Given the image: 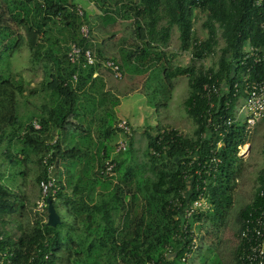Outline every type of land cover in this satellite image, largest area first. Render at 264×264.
I'll return each instance as SVG.
<instances>
[{"label": "trees", "instance_id": "16d2710c", "mask_svg": "<svg viewBox=\"0 0 264 264\" xmlns=\"http://www.w3.org/2000/svg\"><path fill=\"white\" fill-rule=\"evenodd\" d=\"M81 1L91 2L102 17L113 13L119 18L113 20V34L116 26H123V32L135 26L127 36L143 46L133 43L127 49L106 50L102 47L104 29L93 27L83 6L82 16L75 12ZM201 15L204 38L195 26ZM160 21L164 24L157 29ZM83 23L89 27V38L79 32ZM173 27L178 30L179 49L188 50L191 61L183 66L166 59L158 65L165 55L159 46L168 44ZM218 30L223 43L215 63L205 66L203 60L216 52ZM71 43L90 49L94 64H87L83 54L71 63L67 56ZM246 43L264 45V9L254 0H0V61L25 47L28 70L41 76L34 86L22 71L0 69V250L10 251L15 264H23L33 254L30 264H186L194 253L203 264H224L215 243L202 250L205 242L200 231L206 226L218 245L231 229L234 246L229 264H249L245 257L248 242L240 233L246 219L264 208V168L258 172L251 200L232 216L233 191L245 167L238 145L246 143L254 128L248 131L243 123L227 126L223 122L233 117L236 99L245 96L243 75L249 82L264 80V62L249 72L250 61L242 63ZM106 59L119 65L121 78L103 65ZM150 68L155 78H188L190 90L184 106L194 129L189 134L167 125L144 127L147 163L139 168L133 161L124 164L131 157L110 159L109 139L123 131L117 127L122 119L114 115L117 94L122 92L116 81L125 71L138 74ZM214 81L231 91L237 82L236 97L231 92L224 94L214 98L210 107L201 91L203 83ZM210 115L214 125L207 127ZM221 131L223 136L218 134ZM125 133L131 140L130 149L131 133ZM220 140L224 145L217 152ZM12 158L26 168L25 178L29 164L37 166L33 184L38 199H50L59 213L55 227L46 224L47 201L43 213L35 210V200L23 189L25 178L21 188L15 186L22 190L15 193L2 182V168ZM106 161L113 163L111 175L105 172ZM209 165L214 168L208 174ZM145 169L151 174L146 175ZM196 170H201V178ZM48 177L54 178L55 192L49 189L42 196L39 182ZM188 177L200 186L206 180L207 205L184 221V207L197 196L192 190L181 198ZM219 185L223 200L216 190ZM177 197L179 207L173 205ZM15 199L22 205L16 220L8 217L17 212ZM59 207L65 208L68 220ZM8 224L14 227L7 231L9 235L3 231ZM194 236L196 247L192 249ZM185 253L190 255L182 260Z\"/></svg>", "mask_w": 264, "mask_h": 264}, {"label": "rangeland", "instance_id": "374dc122", "mask_svg": "<svg viewBox=\"0 0 264 264\" xmlns=\"http://www.w3.org/2000/svg\"><path fill=\"white\" fill-rule=\"evenodd\" d=\"M86 3H83V6ZM204 15H201L198 27V34L201 38L206 36V31L200 28L201 22L203 21ZM218 43L216 47V52H214L211 56H207L203 63L205 66L213 65L216 61V58L219 54V47L222 45L223 40L220 37V31L217 32ZM177 30L174 29L173 37H176ZM177 51L176 45H172V47L168 51ZM179 52L174 56L171 60V64L174 65H187L191 61L190 53L188 50L183 51L178 49ZM28 50L25 47L20 48L14 54H11L10 57L6 55L3 56L0 61V69L6 70L9 69L11 71H22L25 79L30 82L31 85H37L40 80V72L36 76L31 73L27 67L28 63ZM198 64V63H197ZM140 74H134L131 71H125L122 80L118 83L122 92L119 93V104L114 109L115 118H121L124 120H128L132 128L131 137H132V148L129 149V145L131 140L128 138V135L124 131H118L114 135H112L109 139L110 144H112V151L110 159H120L122 157H131L130 159H125L124 164H127L133 161L134 165L139 168L147 163V158L144 155V149L146 146V138L140 128L142 126H151L155 127L157 124L160 125H170L176 126L180 131L186 133H192L194 129V123L192 117L186 112L184 101L189 94V85L188 79L185 76H177L172 78L171 80L160 79L159 77L151 78L150 80H146L145 83L140 81ZM119 83L123 84V89L119 85ZM171 85V86H170ZM132 86H140L141 90H130L133 88ZM130 88V89H129ZM125 90V91H123ZM38 99L34 100V103H38ZM23 110V109H22ZM245 116V110H242L239 113L236 124L239 125ZM127 121V122H128ZM141 125V126H140ZM126 140L128 143V150L123 151L122 153H118L115 151V145L119 141ZM250 145L249 153L242 157L245 162V167L243 169V173L241 176L237 178V185L235 186V190L233 191V204L231 209V214L234 216L237 209L242 207L244 204L248 203L252 195L254 193V189L257 184V176L258 172L264 168V124L257 123L254 129L250 132L248 140L246 141ZM15 160V161H14ZM15 163V166L12 165ZM11 171L10 176L3 179L2 182L5 183L10 189H14L12 192L18 191L24 181L25 175L27 171H25V167H21L20 162H16L15 158L11 159ZM147 165V164H146ZM21 169L22 172H20ZM8 172V171H7ZM145 174L150 175L151 173L145 169ZM115 175V174H114ZM26 179L27 195L29 198L36 200L33 198V191L36 186L33 184V177L31 176V171H29ZM115 181V180H114ZM22 183V184H21ZM19 185L20 188H16L15 186ZM221 185L217 187L218 196L223 200V195L221 194L222 189ZM22 190V189H20ZM38 192V190H37ZM36 192V193H37ZM12 198V196H11ZM30 199V200H31ZM16 200L15 207L17 208V212L14 215H10L8 217L16 220L19 216V210H21V201ZM206 202L204 203V207L206 206ZM5 211H8L5 209ZM60 213L68 220V214L66 213L65 208L59 207ZM1 215V213H0ZM13 221V220H12ZM9 232L14 230L12 224H8ZM208 228L203 226L200 235H202L203 241L205 242L202 250H205V245H210L215 243L219 246L222 251V258L224 260V264H229L232 259V249L234 246V238L231 233V229H227L223 235L222 242L218 245L216 239L211 233L207 232ZM200 245V244H199ZM199 247V246H198ZM186 264H203L199 259L197 253L193 254V258L188 260Z\"/></svg>", "mask_w": 264, "mask_h": 264}, {"label": "built area", "instance_id": "2783aa9c", "mask_svg": "<svg viewBox=\"0 0 264 264\" xmlns=\"http://www.w3.org/2000/svg\"><path fill=\"white\" fill-rule=\"evenodd\" d=\"M254 4L257 7L264 9V0H254ZM75 12L82 16L83 10L80 5L75 8ZM79 32L83 37L89 38V27L87 24L83 23L80 25ZM84 55L87 64H94L96 61L90 49H83L80 45L76 43H71L70 48L67 52L68 59L71 63H75L80 59L81 55ZM213 53L210 54V56ZM242 63L246 61H250V67L247 68V72H249L250 68L260 62H264V45L263 46H254L252 44L246 43L242 48ZM103 65L107 68H110L114 74V77L121 78L122 74L119 68V65L116 64L111 59H106ZM209 77H211L209 75ZM243 80L245 82V96H240L234 102L233 107V117H227L223 120L224 124L229 126L235 122H237L239 113L242 110H245V116L241 123L245 125V129L250 131L253 129L257 123L264 124V80H254L247 81V75H243ZM233 88L235 91H231L228 87L223 85H218L216 81L214 82H205L202 85L201 96L206 98L210 107L214 106V98L219 99L224 94H228L231 92L232 97H236L238 92V84L234 83ZM230 99L226 102V109L228 108V103ZM218 111V110H216ZM220 118L222 116L220 115ZM207 127L213 126L212 116H208L206 121ZM35 127H39V125L35 124ZM117 127L128 134L132 132V128L126 123L125 120H119L117 123ZM217 128H214V131ZM210 133V131H209ZM220 136H223V132L218 133ZM127 141L122 140L119 141L116 145V151H125L127 149ZM224 142L222 140L218 141L217 148L215 151L219 152L223 147ZM250 145L248 143L239 144L238 145V154L242 157L249 153ZM152 154L158 155L159 153L156 150H152ZM212 161L217 162L218 160L213 158ZM105 172L109 175L112 174L113 163L106 161ZM216 165V163L214 164ZM202 169L206 168V166H202ZM214 166L209 165L208 170L206 171L208 174L212 171ZM196 173L201 178V170H196ZM186 178V177H185ZM203 185L193 184V177H188L186 181L185 187L180 191L181 198L185 199L187 194L192 192V190L196 191V198L190 200L184 207L182 216L183 220H188L192 216V214L196 213L197 210L204 208V203L206 202V198L204 197L203 190L206 188L205 183L206 180L203 179ZM195 185V186H194ZM39 186L41 188L42 196H46L48 194V190L52 189L54 186V178L48 177L46 180L42 179L39 182ZM53 193L55 192L52 189ZM261 194H264V190L261 191ZM181 203L179 202L178 197L174 199L173 205L179 207ZM46 205V201L44 198H39L36 201L35 210L39 213L44 212V208ZM183 228L186 229V222L183 224ZM195 235V234H194ZM241 239H246L248 242V251L246 254V259L249 264H264V208H262L257 215L252 217L251 219H246L245 226L240 233ZM196 237L194 236V240L191 248L194 249L196 247ZM11 252L8 250H0V264H15L11 259ZM190 253H185V256L182 260H185ZM33 256L29 257L26 262L23 264H30ZM149 264H153L150 262Z\"/></svg>", "mask_w": 264, "mask_h": 264}, {"label": "crops", "instance_id": "0c3cea01", "mask_svg": "<svg viewBox=\"0 0 264 264\" xmlns=\"http://www.w3.org/2000/svg\"><path fill=\"white\" fill-rule=\"evenodd\" d=\"M86 3V5L83 6V3ZM81 6H83L84 8L87 9V11L89 12V15H90V20L93 24V27H101L102 29H104L106 35H105V41H103V45L102 47H105L106 50H109V51H112V50H118V49H127L129 47V45L133 46L134 47V44L133 43H137L140 45V47L143 46V43L142 42H139V41H135L133 38L131 39L130 37H128V32L129 34L131 33V31L135 29V26H132L131 27V31L128 29L126 31L123 32V26H116L117 30H116V34H113V31L115 30V25L113 24V20L116 18V19H119L118 17H116V15H114L113 13H109V17L107 16H103L104 15L102 12H100L99 10H97L96 7H94V5L91 3V2H86V1H81L79 2ZM99 12V13H98ZM133 20V18H130ZM124 22L125 21H128V19H122ZM128 23V22H127ZM126 23V26H128V24ZM199 21L196 23V28L197 25H198ZM164 24V21H160L157 25V29H159L162 25ZM199 26V25H198ZM100 28V29H101ZM96 29V28H95ZM174 29L177 30V27H173L171 29V34H170V37L168 39V44L166 46H159L161 50H163L165 52V55L162 56L161 60L158 62V65L161 63V62H164L166 59H170L169 61L171 62V60L174 58V56H176V54H178L179 52V37H178V30H177V34H176V37H173V31ZM124 35L126 36L125 39L123 38ZM132 36V34H131ZM130 38V39H128ZM100 41L102 42V39H100ZM172 45H176V49L177 51H168ZM191 57V56H190ZM131 63H135L134 62V58L131 59ZM181 65V64H180ZM184 66V65H183ZM131 72V71H130ZM154 69L150 68L146 71H142L141 73H138L140 74L141 76V79L140 81L141 82H144L146 80H150L151 78H153V74L154 73ZM162 71H159V75L161 76ZM152 74V75H151ZM124 75V73H123ZM134 75V74H133ZM185 76V75H184ZM177 77V76H176ZM186 77V76H185ZM123 78V77H122ZM157 78V77H156ZM188 79V78H187ZM122 80V79H120ZM116 81L117 83L120 81ZM119 85L122 87L121 89H123V84L119 83ZM133 88H129L130 90H136V91H140L141 90V87L140 86H132ZM119 89V87H118ZM114 91V90H113ZM119 91H122L119 89ZM125 91V90H123ZM115 92V91H114ZM119 96V93L117 94ZM118 119H121V118H118ZM128 121V120H127ZM128 123H130L128 121ZM157 125H160V124H157ZM141 126V125H140ZM147 126V125H146ZM145 125L142 126V127H146ZM167 126H170V125H167ZM172 127V126H171ZM176 128V126H173ZM140 130L142 131L143 133V128H140ZM22 157V155L20 156ZM11 159H7L6 162H5V168H2V171L4 174H2L1 176V180L7 178V176L9 175L10 171H11ZM3 166V167H4ZM29 167H30V171H31V176L34 177V172L37 170V166H35L33 163L29 164ZM8 171V172H7ZM29 174V173H28ZM10 176V175H9ZM26 186V184H25ZM25 186L23 187L25 193L27 194V189L25 188ZM37 187L35 188V190H32L33 191V198H35L36 200L34 201L36 203L37 199H38V192H37ZM37 192V193H36ZM34 200V199H33ZM4 232L6 231V234L9 235V233L7 231H9L8 229V226L5 225L4 226Z\"/></svg>", "mask_w": 264, "mask_h": 264}, {"label": "water", "instance_id": "95a60500", "mask_svg": "<svg viewBox=\"0 0 264 264\" xmlns=\"http://www.w3.org/2000/svg\"><path fill=\"white\" fill-rule=\"evenodd\" d=\"M47 219L46 224L55 227L60 222V215L50 199H47Z\"/></svg>", "mask_w": 264, "mask_h": 264}]
</instances>
